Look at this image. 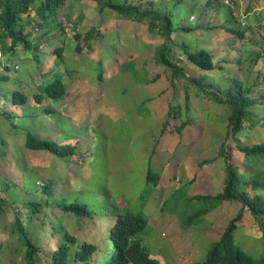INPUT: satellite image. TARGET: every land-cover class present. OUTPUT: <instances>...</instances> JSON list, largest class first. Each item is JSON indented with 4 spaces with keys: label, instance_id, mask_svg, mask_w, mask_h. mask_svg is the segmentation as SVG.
<instances>
[{
    "label": "rangeland",
    "instance_id": "rangeland-1",
    "mask_svg": "<svg viewBox=\"0 0 264 264\" xmlns=\"http://www.w3.org/2000/svg\"><path fill=\"white\" fill-rule=\"evenodd\" d=\"M131 1L143 10L154 8L163 13L177 7L176 0ZM186 6L192 12L183 17L180 26L199 29L174 33L173 60L190 77L205 76L206 84L214 83L220 89L239 79L252 88L253 97L263 96L264 101V56L256 65L251 60L260 45L264 47V0H194ZM219 7L230 9L222 20L214 16ZM30 12L35 16L32 9ZM65 16L71 21L63 19ZM50 20L51 25L38 26V31L33 22L27 27L29 39L37 44L34 51L17 45L2 51L0 59V189L14 184L17 190L6 188L5 200L0 202V264H26L24 246L15 231L13 202L29 196L25 186L33 194L35 182L52 184L58 195L67 194L75 183L73 188L99 207L112 210L111 205L117 204L142 213L149 226L140 240L160 264L202 261L241 205L225 202L187 228L180 217L186 211L192 214L197 195L223 191L228 163L242 173L253 171L237 146L263 143L264 124L246 128L235 142L226 139L228 109L198 95L197 85L188 80L171 81V72L156 58L164 40L149 32L148 22L101 12L92 0L65 1ZM57 22L61 26L53 27ZM226 23L236 31L252 30L244 40L233 42L234 36L219 28ZM74 24L81 33L79 39ZM89 29L93 36L88 41ZM183 42L192 50L211 52L216 69L195 68L181 48ZM40 43L44 45L39 47ZM57 47L64 48L62 57L53 53ZM55 73L66 83L65 96L37 105L32 95ZM14 91L30 97L28 112L12 104ZM10 112L18 117L8 118ZM252 113L254 122L264 119V103L257 104ZM184 122L189 125L178 134ZM27 128L59 143L76 144L77 154L62 160L47 151L27 149ZM68 136L72 137L66 139ZM148 169L160 176L158 186L145 182ZM148 205L152 211H146ZM111 220L108 216L90 222L49 205L28 221L39 246L36 264H52L50 252L66 230L79 241L97 245L100 249L89 264H103L113 255L108 240ZM238 226L237 244L257 256L262 244L255 221L245 212Z\"/></svg>",
    "mask_w": 264,
    "mask_h": 264
},
{
    "label": "trees",
    "instance_id": "trees-1",
    "mask_svg": "<svg viewBox=\"0 0 264 264\" xmlns=\"http://www.w3.org/2000/svg\"><path fill=\"white\" fill-rule=\"evenodd\" d=\"M69 0H0V50L4 53L7 50H13L17 45L27 51H34L37 48L36 43H32L30 33L26 30L33 22L34 27L51 25V18L55 17L58 8ZM97 3L101 12L108 11L136 21V23L148 22L149 32L163 38L164 42L157 49V61L163 64L170 72L172 82L178 79L188 80L197 85L198 95H205L215 104L224 106L228 109L227 132L226 139L232 138L234 142L246 132V128L252 130L257 123L264 124V119L254 122L252 111L259 103H264L261 98L252 96V88L246 86L241 80H230L228 88H218L214 83H207V77H190L185 69L181 67L172 58L174 45L173 35L177 31L190 34L197 31V26L192 27L188 24L183 27L180 22L184 21L183 17L190 15L192 11L186 6L188 1L194 0H176V9L170 12H160L154 8L141 9L131 0H92ZM207 5L204 8L209 6ZM151 5H153L151 3ZM201 10V14L205 9ZM31 9L34 15L31 17ZM210 10L212 7L209 8ZM218 13L216 17L222 20V16L228 15L230 9L222 7L216 9ZM190 13V14H189ZM204 15V14H203ZM201 16V15H200ZM36 18L39 21H36ZM63 19L71 21L65 16ZM36 22V23H35ZM73 22V21H72ZM186 22V21H185ZM62 23L57 22L53 27H60ZM220 29L234 36L233 42L244 40L247 32L252 30L251 27L240 29L238 31L226 24H222ZM35 29V28H34ZM76 39L81 37L78 32L77 25H73ZM33 30V29H32ZM39 30V28H38ZM42 35H45L44 33ZM93 36V29H89L85 35L89 41ZM9 39V42H7ZM184 54L187 56L189 63L195 68L212 72L216 69L217 62L214 55L205 50H192L186 43L181 44ZM260 51L252 54V59L256 65L263 58L264 47L260 45ZM64 48L57 47L53 53L62 57ZM1 64V62H0ZM5 69H9L4 66ZM264 79V77H263ZM205 82V83H204ZM67 91L66 83L60 73H55L53 77L48 78L41 83L40 90L32 95V100L40 105L45 99L50 101H60L63 99ZM29 96L20 91L12 93V104L18 109L27 110V102ZM19 109V110H20ZM173 112L174 109H172ZM17 114L9 113L8 118L14 119ZM29 115V114H27ZM248 124V126H246ZM189 123L184 122L182 127L177 130L181 134L182 128L188 126ZM68 136L66 139H69ZM25 147L35 151L50 152L57 159H67L77 154L76 144L59 143L54 139L44 138L37 134L36 131L27 128ZM237 150L242 153L249 173L240 172L238 166L228 163L226 167V179L223 191L217 195H197L195 203L191 207L192 214L187 211L180 217L181 225L185 228L190 227L194 223H198L201 217L216 210L225 202L238 203L241 205L239 212L230 220L220 239L212 243L202 261L194 264H264V142L251 146H237ZM224 152L222 148L221 153ZM144 180L148 185L158 186L160 176L148 169L147 174L144 172ZM11 185V184H10ZM76 184L74 183L73 186ZM35 191L30 192L25 186L26 198L16 199L13 202L15 210V231L17 237L24 246V260L26 264H36L39 246L31 235L29 219L41 213L43 209L51 206H58L63 209V213L75 214L83 216L93 222V219L111 217V228L108 240L112 245L113 255L103 264H160L154 259L145 246L142 245L140 235L145 232L148 227V220L142 213H134L128 209H122L117 204H112V210L108 207H99L95 201H87L84 192L71 187L67 194L58 195L52 184H44L39 186L37 182L33 184ZM16 186L12 184L6 185L7 190L17 191ZM6 188L3 189L6 191ZM0 189V202L6 197V192ZM22 190V189H21ZM254 191V193H250ZM260 192V193H259ZM83 193V194H82ZM14 195V193H13ZM82 195V196H81ZM31 197V198H29ZM39 197V199H32ZM15 198V196H14ZM21 200V201H20ZM191 200V199H190ZM193 200V199H192ZM21 203V204H20ZM2 204L0 203V208ZM108 212V213H107ZM255 221L260 232L259 241L262 244L260 253L255 256L244 250L237 244L235 235L239 228L238 223L242 220L244 213ZM99 247L89 241H79L78 237L71 234L68 230L64 232L63 239L56 248L50 252V260L52 264H89Z\"/></svg>",
    "mask_w": 264,
    "mask_h": 264
},
{
    "label": "built area",
    "instance_id": "built-area-1",
    "mask_svg": "<svg viewBox=\"0 0 264 264\" xmlns=\"http://www.w3.org/2000/svg\"><path fill=\"white\" fill-rule=\"evenodd\" d=\"M72 25V24H71ZM35 30L38 31V27H35ZM44 44L43 43H40L39 44V47H42ZM3 56L1 50H0V58ZM17 67V65H15V68Z\"/></svg>",
    "mask_w": 264,
    "mask_h": 264
},
{
    "label": "crops",
    "instance_id": "crops-1",
    "mask_svg": "<svg viewBox=\"0 0 264 264\" xmlns=\"http://www.w3.org/2000/svg\"><path fill=\"white\" fill-rule=\"evenodd\" d=\"M153 209L150 207V205H148L147 207H146V211H152Z\"/></svg>",
    "mask_w": 264,
    "mask_h": 264
},
{
    "label": "clouds",
    "instance_id": "clouds-1",
    "mask_svg": "<svg viewBox=\"0 0 264 264\" xmlns=\"http://www.w3.org/2000/svg\"><path fill=\"white\" fill-rule=\"evenodd\" d=\"M2 52V51H1ZM3 54V53H2ZM3 57V56H2ZM2 57L0 59H2ZM14 69H17V67L15 68V65L13 66ZM118 203L120 204V202L118 201ZM121 205V204H120ZM149 226V225H148Z\"/></svg>",
    "mask_w": 264,
    "mask_h": 264
}]
</instances>
